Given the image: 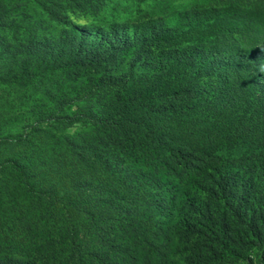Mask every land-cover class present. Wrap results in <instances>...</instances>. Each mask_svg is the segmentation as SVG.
<instances>
[{
	"label": "trees",
	"instance_id": "16d2710c",
	"mask_svg": "<svg viewBox=\"0 0 264 264\" xmlns=\"http://www.w3.org/2000/svg\"><path fill=\"white\" fill-rule=\"evenodd\" d=\"M102 4L0 0V60L6 62L12 84L21 88L57 75L66 76L64 83L78 89L82 73L96 81L110 76L114 87L122 86L98 110L80 118L110 135H122L127 128L135 131L136 138L119 150V156L130 159L117 164V173L126 177L136 169L138 203L86 206L49 191L54 207L74 211L72 217L57 231L41 223L43 215L35 219L26 244L0 239V264H264V141L256 153L230 158L174 139L158 119L171 111L192 110L196 100L203 104L201 95L197 99L186 85L174 91L179 72L170 77L172 69L197 72L201 64L186 50L171 46L169 38L190 19L202 21L226 11L221 4L190 10L174 27L166 17L153 20L154 43L160 48L127 73L122 56L136 44L114 45L115 28L121 30L125 20L115 8ZM78 13L92 18L95 27L79 29L73 22ZM252 84L251 100L261 91L257 82ZM198 90L203 94L205 87ZM235 94L233 87L222 96L233 101ZM261 107L235 135L254 127L264 130V97Z\"/></svg>",
	"mask_w": 264,
	"mask_h": 264
},
{
	"label": "rangeland",
	"instance_id": "374dc122",
	"mask_svg": "<svg viewBox=\"0 0 264 264\" xmlns=\"http://www.w3.org/2000/svg\"><path fill=\"white\" fill-rule=\"evenodd\" d=\"M219 4L225 13L202 21L190 19L169 38L171 46L186 50L201 64L197 72L173 68L170 77L179 72L174 91L186 85L197 99L201 95L203 104L196 100V108L171 111L158 119L174 139L200 150L241 158L256 153L264 141V130L255 127L245 135H235L262 108L264 0H103L102 7L115 8L125 20L121 30L115 28L114 45L136 44L122 56L123 69L131 73L135 62L139 65L152 59L160 48L154 43L157 30L153 20L166 17L175 26L186 12ZM91 20L81 13L73 17L79 29L86 31L95 27ZM214 51L215 57L211 56ZM137 71L139 79L142 70ZM82 77L78 89L64 83L66 76L57 75H46L21 88L12 84L7 64L0 60V239L7 243L26 244L34 220L42 215L41 223L55 231L72 217L74 211L54 207L49 191L57 198L86 206L138 203L136 169L131 168L133 173L126 177L117 173V164L129 157L119 156V150L136 138L135 131L127 128L122 135H110L80 118L98 110L108 95L122 86L114 87L110 76L106 81L90 80L84 73ZM233 82L238 87L229 84ZM252 82H257L261 91L256 90L257 96L251 100ZM200 86L205 87L203 94ZM233 87L235 102L222 96Z\"/></svg>",
	"mask_w": 264,
	"mask_h": 264
}]
</instances>
